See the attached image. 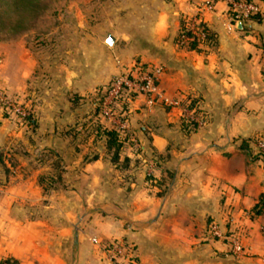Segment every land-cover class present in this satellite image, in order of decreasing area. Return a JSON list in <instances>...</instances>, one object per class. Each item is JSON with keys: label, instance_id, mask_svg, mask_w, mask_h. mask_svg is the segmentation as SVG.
I'll use <instances>...</instances> for the list:
<instances>
[{"label": "crops", "instance_id": "obj_1", "mask_svg": "<svg viewBox=\"0 0 264 264\" xmlns=\"http://www.w3.org/2000/svg\"><path fill=\"white\" fill-rule=\"evenodd\" d=\"M206 1L175 0L173 26L158 36L160 52L141 60L162 64L160 89L196 98L205 122L188 129L176 107L159 100L148 104L138 95L130 103L129 125L142 149H124L128 166L111 160L104 135L95 129L85 133L81 124L82 96L107 81L112 70L101 78L69 73L62 104L55 98L60 92L45 90L26 128L0 108V259L100 264L101 251L91 241L95 235L124 236L135 247L137 264H264V210H252L264 192V154L255 142L264 135V0L259 17L234 22L226 0H211L209 6ZM197 10L214 35L212 44L177 46L181 16ZM5 45L0 42L1 49ZM4 59L0 87L18 82L24 89L27 71ZM43 152L60 160L61 184L72 194L66 199L89 202L80 212L61 211L59 224L48 218L50 210L14 208L15 202L36 201L35 188L25 187L36 186L38 172L47 167L38 161ZM77 213L81 219L72 222ZM212 220L240 236L241 251L206 235Z\"/></svg>", "mask_w": 264, "mask_h": 264}, {"label": "rangeland", "instance_id": "obj_2", "mask_svg": "<svg viewBox=\"0 0 264 264\" xmlns=\"http://www.w3.org/2000/svg\"><path fill=\"white\" fill-rule=\"evenodd\" d=\"M42 2L44 8L38 16L23 20L16 16L17 11L9 6L10 2L0 0V42L6 44L4 48H0V58H5V62L3 61L5 64L24 67L27 71L24 89L16 87L18 82L11 87L0 89L5 90L10 96L17 95L21 100H25L31 117L35 115V103L38 100H45V94H48L45 90L53 89L60 92L55 98L59 99L58 103L62 102L59 96L69 73L85 71L86 74L97 73L101 78L106 70H112L110 75L112 76L133 60H144V55L159 53L158 36L172 28L173 17L176 15L175 0H42ZM179 30L174 36L175 43ZM108 34L114 36L112 44L106 42ZM177 46L188 47L178 44ZM23 57L29 60L23 63ZM105 82L94 85L86 92L87 95L82 96L85 119L81 124L86 127L85 133L87 130L95 129L99 124L98 119H95L98 105L93 90ZM1 110L17 126L26 128L29 125L26 118L21 122L15 115L5 109ZM104 140L105 138L102 139L103 143ZM37 156L41 158L38 160L40 164L42 166L46 164L47 167L38 172V184L26 186L25 190L28 192L31 187L32 192L35 188L34 194L38 197L30 204L22 202L19 205L15 202L14 208L20 207L21 210L34 208L41 212L40 214L50 210L52 216L48 218L53 224H59L62 219L61 211L67 209L80 212L78 210L89 206L87 201L66 199L72 194L67 192L65 184H61L59 158L49 152ZM119 165L128 166L129 161L124 165L122 160ZM36 167L41 166L37 164ZM71 188L74 187L69 186L68 189ZM79 214L77 213L71 221L78 222L81 219Z\"/></svg>", "mask_w": 264, "mask_h": 264}, {"label": "built area", "instance_id": "obj_3", "mask_svg": "<svg viewBox=\"0 0 264 264\" xmlns=\"http://www.w3.org/2000/svg\"><path fill=\"white\" fill-rule=\"evenodd\" d=\"M210 4L211 0L205 2L206 6ZM261 11L262 6L259 0H226V13L232 22L248 18L250 14ZM203 22V16L199 10L184 13L181 16L176 43L180 46H188L190 41L196 40L198 44H201L206 38V31L202 27ZM163 69L160 63L133 60L93 90L97 99L99 119L105 126L115 128L121 136H127L131 141L130 146L136 152L140 151L142 146L130 130L129 114L130 103L138 95H144L148 104L159 100L176 107L180 118L191 122L196 127L205 122L203 110L198 103H192L191 96L181 93L167 95L160 89L158 79ZM0 106L15 115V118L21 122L29 115L25 100H21L17 95L10 96L3 89H0ZM255 142L264 154V135L256 136ZM150 173L149 171L148 174ZM206 235L209 238L227 240L229 249L233 252H239L242 249L240 236L232 231L224 232L216 221L209 222ZM91 241L101 251L100 264H137L134 245L125 241L122 236L101 239L94 235Z\"/></svg>", "mask_w": 264, "mask_h": 264}, {"label": "trees", "instance_id": "obj_4", "mask_svg": "<svg viewBox=\"0 0 264 264\" xmlns=\"http://www.w3.org/2000/svg\"><path fill=\"white\" fill-rule=\"evenodd\" d=\"M7 1L10 2L9 6L11 8H14L15 11H17L16 16L23 20L38 16L40 14V11L44 8V3L42 2V0H7ZM259 13L260 12L252 13L249 15V17H259ZM0 19H1V13H0ZM202 27L206 31V38L203 40L201 44H198L196 40H192L190 41L188 47L194 49H202L203 47L212 44L214 39L213 33L210 32V30L208 29V27L204 22ZM191 101L194 104L198 103V100L194 97H191ZM198 106H200L199 103ZM200 109L202 108L200 107ZM97 115H98V109L95 119H98L99 124H97L95 130L97 131L96 133L98 135L105 136L106 147L110 153L111 160L113 162H117V164H120V161L124 160V165H126L127 161H129V157L126 154L123 155L122 153L124 149H126V147L131 144V141L127 138V136H121L115 128H109L105 126ZM26 119L30 121L31 116L28 115ZM181 121L188 129H193L196 127L195 125L191 124V122H188L182 118ZM120 166L124 167L122 165ZM146 176L152 178L153 174L150 173L147 174ZM252 210L254 214H258L264 210V192L260 194L259 199L252 207ZM122 238L126 241L124 236H122ZM0 264H19V261L13 257H6L0 259Z\"/></svg>", "mask_w": 264, "mask_h": 264}, {"label": "water", "instance_id": "obj_5", "mask_svg": "<svg viewBox=\"0 0 264 264\" xmlns=\"http://www.w3.org/2000/svg\"><path fill=\"white\" fill-rule=\"evenodd\" d=\"M113 41H114V36L112 34H108L106 38V42L112 44Z\"/></svg>", "mask_w": 264, "mask_h": 264}]
</instances>
